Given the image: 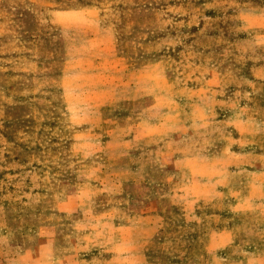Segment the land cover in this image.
<instances>
[{
	"label": "rangeland",
	"instance_id": "rangeland-1",
	"mask_svg": "<svg viewBox=\"0 0 264 264\" xmlns=\"http://www.w3.org/2000/svg\"><path fill=\"white\" fill-rule=\"evenodd\" d=\"M262 66L264 0H0V264H264Z\"/></svg>",
	"mask_w": 264,
	"mask_h": 264
},
{
	"label": "crops",
	"instance_id": "crops-1",
	"mask_svg": "<svg viewBox=\"0 0 264 264\" xmlns=\"http://www.w3.org/2000/svg\"><path fill=\"white\" fill-rule=\"evenodd\" d=\"M257 79L259 80H263L264 79V66H262L260 68V70L257 72V75L256 77ZM249 96H254L255 94V91H251V92H246ZM248 107V106H247ZM249 126H252L254 127L253 130L255 129L256 130H260L262 133L263 130H264V120L261 119L259 116H251V115H248L247 113H245L244 117L239 120L237 123H235L234 125V128L237 130L239 136L237 138H235V141L234 142H238L237 144H240V146H243V147H232V145H229V147L227 148L228 150V153L230 155L234 156L233 154H238L237 156H239L240 158H244V156L246 155V152L245 150L248 148V145L249 142V137L247 135L246 132V128H248ZM234 145L236 143H233ZM236 149V150H235ZM235 150V151H234ZM243 171H247V170H243ZM227 174L226 176L228 177L230 172L229 170H227ZM248 172V171H247ZM256 172V171H255ZM256 173H262V172H256ZM218 181H215V180H212L211 183L213 184V187L216 188V184H217ZM263 187L264 188V183L263 184H259V187ZM253 187H257L256 185H253ZM220 231V230H219ZM229 232V231H228ZM215 233H218V232H215ZM214 232H212L211 234H215ZM227 232H221L220 234H215L217 235L216 238H218L219 240L222 238V240H224L227 236V234L229 235V233L225 234ZM221 235V236H220Z\"/></svg>",
	"mask_w": 264,
	"mask_h": 264
}]
</instances>
